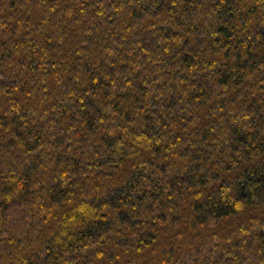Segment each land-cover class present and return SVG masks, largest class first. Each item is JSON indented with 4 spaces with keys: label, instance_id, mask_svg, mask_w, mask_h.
Segmentation results:
<instances>
[{
    "label": "trees",
    "instance_id": "1",
    "mask_svg": "<svg viewBox=\"0 0 264 264\" xmlns=\"http://www.w3.org/2000/svg\"><path fill=\"white\" fill-rule=\"evenodd\" d=\"M0 264H264V0H0Z\"/></svg>",
    "mask_w": 264,
    "mask_h": 264
}]
</instances>
